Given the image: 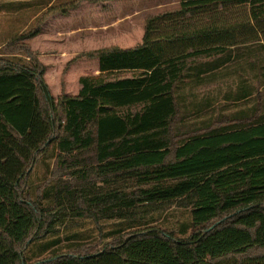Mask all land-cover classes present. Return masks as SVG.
Here are the masks:
<instances>
[{"label": "trees", "instance_id": "1", "mask_svg": "<svg viewBox=\"0 0 264 264\" xmlns=\"http://www.w3.org/2000/svg\"><path fill=\"white\" fill-rule=\"evenodd\" d=\"M253 45L264 50V0H180L147 19L141 45L96 51L100 75L80 78L77 96L54 99L31 54L0 58V258L264 264V65L242 61ZM233 68L256 72L262 92L239 79L233 100L243 109L210 124L201 112L211 100L190 97ZM194 112L206 127L175 141L179 116ZM39 161L50 174L32 184ZM173 203L190 214L179 236L149 227L157 219L147 216ZM88 219L120 222L110 243L88 251L87 236L57 230Z\"/></svg>", "mask_w": 264, "mask_h": 264}, {"label": "rangeland", "instance_id": "2", "mask_svg": "<svg viewBox=\"0 0 264 264\" xmlns=\"http://www.w3.org/2000/svg\"><path fill=\"white\" fill-rule=\"evenodd\" d=\"M73 4L78 7L73 8ZM179 7L180 0H112L101 3L86 0H0V58L18 57L15 59L28 62V55L31 54L32 59L44 70V81L54 99L57 100L62 95L77 96L81 89L80 78L100 75L98 58L93 56L96 51L130 49L141 45L147 19L178 10ZM230 17L232 20L238 18L236 10ZM37 30L39 34L36 37L23 39ZM253 47L251 51L254 52L247 58L251 63H259L262 57L260 67L264 65V50L257 45ZM132 75L124 72L119 77ZM252 76L253 74L243 73L241 77H248L252 81ZM238 78L239 72L236 69L225 72L214 86L199 88L191 95V101L200 102L206 98L211 100V107L208 108L207 105L201 112L202 115L209 113L213 116V120L208 123H225L232 113L243 109L242 102L234 103L233 100V93L238 88ZM257 89L262 92L259 84ZM253 99L249 100L250 105ZM194 113L179 116L172 130L175 141L181 140L187 133L206 127L198 114ZM181 117L184 121H181ZM46 165L47 163L38 162L31 175L32 184H41L49 176L50 171ZM49 165L57 177L62 175L55 168L54 160ZM178 205L168 204L163 207L162 212L147 216V219H157L149 227H163L179 236V227L190 221V214ZM119 223L109 220L97 225L89 219L78 220L67 226L58 223L57 230L62 235L75 232L87 236L83 245L91 251L110 243L112 237L109 238V233L117 229ZM0 264H8V260L0 258Z\"/></svg>", "mask_w": 264, "mask_h": 264}, {"label": "crops", "instance_id": "3", "mask_svg": "<svg viewBox=\"0 0 264 264\" xmlns=\"http://www.w3.org/2000/svg\"><path fill=\"white\" fill-rule=\"evenodd\" d=\"M251 53H253V52H251ZM251 53L246 54V55L242 58V61H243V60H246V61H244V62H245V64L247 65V69L252 67V66L250 67V65H252L250 59L247 58V57H250V56H251ZM247 55H248V56H247ZM260 62H262V57H261ZM260 62H259V63H260ZM255 63H257V62H255ZM259 63H257V64H258L257 67H259ZM233 65H234V64H233ZM236 65H237V64H236ZM261 66H262V65H261ZM232 70H233V69H232ZM237 72H239V71H237ZM245 73L253 74L252 79H251L252 81H249L250 79H248V77H246V78L248 79L247 81L250 82L251 84H254V85H256L255 83H257V85H258V82H259L260 79H259V75H256V72H253V71H249V70H247ZM223 76H224V75H223ZM223 76H222V77H223ZM241 76H242V74L239 73V78H238V80L242 78ZM220 80H221V79H220ZM220 80H219V81H220Z\"/></svg>", "mask_w": 264, "mask_h": 264}, {"label": "water", "instance_id": "4", "mask_svg": "<svg viewBox=\"0 0 264 264\" xmlns=\"http://www.w3.org/2000/svg\"><path fill=\"white\" fill-rule=\"evenodd\" d=\"M219 223H217V224H215V225H213L212 227H210V229H208V231H211V230H213L214 228H215V226H217ZM37 264V263H36Z\"/></svg>", "mask_w": 264, "mask_h": 264}]
</instances>
